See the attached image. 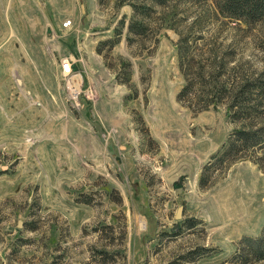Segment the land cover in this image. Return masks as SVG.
I'll return each mask as SVG.
<instances>
[{"label": "rangeland", "instance_id": "rangeland-1", "mask_svg": "<svg viewBox=\"0 0 264 264\" xmlns=\"http://www.w3.org/2000/svg\"><path fill=\"white\" fill-rule=\"evenodd\" d=\"M180 39L227 87L264 80V20L215 0H0V264H242L264 153L212 158L248 123L177 101Z\"/></svg>", "mask_w": 264, "mask_h": 264}, {"label": "trees", "instance_id": "trees-1", "mask_svg": "<svg viewBox=\"0 0 264 264\" xmlns=\"http://www.w3.org/2000/svg\"><path fill=\"white\" fill-rule=\"evenodd\" d=\"M164 4L167 0H150ZM220 14L244 19L249 23L264 20V0H215ZM146 26L134 22L128 27V33L139 36L146 31ZM120 31H117V35ZM188 43L179 40L177 43L178 66L184 79V85L177 95V101L194 111H206L225 106L231 122H246L247 129L235 130L221 150L212 158L218 163L240 159L250 149L264 153V80L242 76L236 85H228L223 64H211L208 69L201 64L193 63ZM257 159L255 163L259 164ZM205 173V168L202 174ZM200 179V185L206 180ZM236 259L242 264L264 260V228L261 237L244 238L236 250Z\"/></svg>", "mask_w": 264, "mask_h": 264}, {"label": "built area", "instance_id": "built-area-1", "mask_svg": "<svg viewBox=\"0 0 264 264\" xmlns=\"http://www.w3.org/2000/svg\"><path fill=\"white\" fill-rule=\"evenodd\" d=\"M71 26V21L67 20L62 23L63 28H68ZM72 70V63L68 59H64L61 61V71L63 74H69Z\"/></svg>", "mask_w": 264, "mask_h": 264}, {"label": "water", "instance_id": "water-1", "mask_svg": "<svg viewBox=\"0 0 264 264\" xmlns=\"http://www.w3.org/2000/svg\"><path fill=\"white\" fill-rule=\"evenodd\" d=\"M180 217H181V209H178V211H177V213H176V215H175V219H180Z\"/></svg>", "mask_w": 264, "mask_h": 264}]
</instances>
